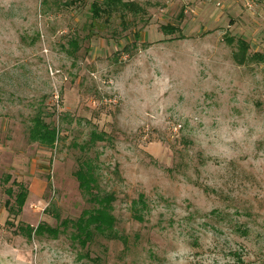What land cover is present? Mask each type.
<instances>
[{"label":"rangeland","instance_id":"obj_1","mask_svg":"<svg viewBox=\"0 0 264 264\" xmlns=\"http://www.w3.org/2000/svg\"><path fill=\"white\" fill-rule=\"evenodd\" d=\"M136 1L127 24L89 26L92 0H0V264H264V0ZM39 112L53 147L28 138ZM92 131L105 139L88 146ZM85 158L119 229L141 234L99 238V260L70 231H24L91 206Z\"/></svg>","mask_w":264,"mask_h":264},{"label":"trees","instance_id":"obj_2","mask_svg":"<svg viewBox=\"0 0 264 264\" xmlns=\"http://www.w3.org/2000/svg\"><path fill=\"white\" fill-rule=\"evenodd\" d=\"M78 1L80 0H69L74 5L76 3L78 4ZM142 10V7L136 0H92L89 7L90 15L88 16V25L92 26L93 21L99 22L100 19H102V23L107 25L116 14L120 18V23L127 24L129 22L126 16L127 14L135 16ZM165 27L167 28L164 25L163 29ZM239 41L246 49L247 46L244 40L240 39ZM69 42L72 46H77V40L75 38ZM260 60H264V58ZM57 135V129L44 120L41 112L32 117L31 125L28 128V138L30 141L38 142L46 147H53ZM105 135L106 133L104 131H92L87 143L88 146L98 140H104ZM73 175L77 180L81 194L91 206L83 208L80 214L74 219L65 218L61 220L57 226H52L45 222H40L35 227L26 225L24 231L28 237L32 233L35 235L47 233L51 237H57L60 233L70 231V239L77 247L86 249L83 256L89 260H99V256L90 257L89 255L90 245L99 238H104L108 241L118 240L122 244H127L130 238L137 240L141 237L140 232L127 234L122 232L117 226V219L113 212V203L116 200L115 193L113 191L101 190L96 174V166L91 158L80 160ZM18 188L13 199L14 205L8 208L9 213L15 216L21 212L27 196V191L22 185H19ZM8 193L12 195V190L9 189ZM130 209L131 218L136 222L145 223L148 220L145 216L146 212L148 214V205L143 193H140L137 198L131 201ZM235 230L243 236H247L249 231L245 225L241 224L237 225ZM234 256L237 259H241L240 254L236 252Z\"/></svg>","mask_w":264,"mask_h":264},{"label":"built area","instance_id":"obj_3","mask_svg":"<svg viewBox=\"0 0 264 264\" xmlns=\"http://www.w3.org/2000/svg\"><path fill=\"white\" fill-rule=\"evenodd\" d=\"M248 4V3H247Z\"/></svg>","mask_w":264,"mask_h":264}]
</instances>
